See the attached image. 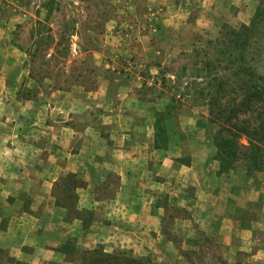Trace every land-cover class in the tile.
Returning a JSON list of instances; mask_svg holds the SVG:
<instances>
[{
  "label": "crops",
  "instance_id": "crops-1",
  "mask_svg": "<svg viewBox=\"0 0 264 264\" xmlns=\"http://www.w3.org/2000/svg\"><path fill=\"white\" fill-rule=\"evenodd\" d=\"M118 1L125 21L136 22H113L110 35L163 37L170 23L209 27L202 20L221 0ZM158 18L165 25L143 24ZM4 65L0 60V264L62 263L71 240L77 250L100 240H130L137 231L142 243L153 234L162 240L165 197L188 211L175 217V230L188 225L193 236L194 223L227 246L231 264H264V180L220 173L219 161L199 151L197 142L190 143L187 161L176 144L165 152L156 141L162 109L137 100L133 89L114 101L111 78L78 107L74 97L43 98L39 91L25 101L8 91L18 77L6 76Z\"/></svg>",
  "mask_w": 264,
  "mask_h": 264
},
{
  "label": "rangeland",
  "instance_id": "rangeland-1",
  "mask_svg": "<svg viewBox=\"0 0 264 264\" xmlns=\"http://www.w3.org/2000/svg\"><path fill=\"white\" fill-rule=\"evenodd\" d=\"M117 1L0 0V60L5 62L1 69L6 76L18 77L15 86L8 91H15L25 101L30 100L35 91L43 98L64 95L72 100L74 97L75 107H78L83 101L91 100L94 91H100L103 80L111 78L114 101L124 91L133 89L137 100L151 102L156 111L162 109L158 145L165 152L176 144L182 151L181 160L187 161L190 143L197 142L199 151L210 152V157L219 161L220 173L234 172L242 178L240 181L252 177L264 180V157L262 163L258 160L260 166L257 167L253 160L242 156L250 144L246 134L237 138L238 144L246 147L238 149L226 145L222 148L226 151L234 148L242 154L240 157L227 158V162L220 159L216 137L220 127L227 124L212 122L207 105L208 82L213 85L219 80H228L235 71L228 52L215 40L229 26L235 27L233 25L241 21L250 24L258 6L263 8L264 0H221L211 16L202 20L209 27L185 25L186 21H182V26L170 23L167 24L170 33L163 37L110 35L107 31L113 22L122 25L136 22L125 21L122 3ZM242 7L247 9L244 14H240ZM196 16L195 10L193 19ZM150 23L154 27L165 25L162 19H149L143 24L147 27ZM184 28H190V36H183ZM119 43L127 47V54L120 52ZM260 48L258 64L264 71V44ZM155 63L161 67L156 68ZM134 79L138 84L125 82ZM103 99L99 94L97 100ZM261 111L264 117V104ZM179 113L182 114L176 118ZM117 181L114 177L113 183ZM69 199L72 202L71 195ZM163 200L166 217L159 234H163L164 239L158 240V235L153 234L145 244L141 242L144 235L136 230L135 239L121 237L114 243L100 240L92 248L78 250L71 240L64 245L68 259L48 264H84L85 253L96 249L98 253L103 250L149 258L153 264H190L189 257L197 259L201 249H206L212 260L209 264H219L218 257L231 264L226 258L227 246L216 237L206 235L196 224L190 225L193 236L187 235L188 225H177L175 230V217L185 218L188 211L170 204L167 197ZM84 214L90 215L89 212Z\"/></svg>",
  "mask_w": 264,
  "mask_h": 264
},
{
  "label": "trees",
  "instance_id": "trees-1",
  "mask_svg": "<svg viewBox=\"0 0 264 264\" xmlns=\"http://www.w3.org/2000/svg\"><path fill=\"white\" fill-rule=\"evenodd\" d=\"M215 41L222 43L221 49L224 48L228 52L235 69L233 73L235 78L227 77L228 80H219L213 85L211 81L208 82L207 105L212 117L211 121L227 124L220 127L216 137L219 157L225 162L228 161L227 158L240 157L242 154H238L234 148L230 151L222 148L226 145L238 149L246 147L237 142L239 136L246 134L250 144L242 156L244 159L253 160L255 166L259 167L258 160L262 163L264 157V117L261 114V106L264 104V71L258 64L262 54L260 46L264 44V4L263 8L261 5L258 6L250 24L243 23L238 28L229 26ZM173 98L176 99L175 96ZM166 109L164 107V110ZM162 114L161 111L158 115L157 144ZM225 162L223 164H226ZM89 253L91 251L85 253L84 264H153L149 258H135L125 253L119 255L103 250L98 253L97 249L90 255ZM200 255L197 259L189 257L190 264H209V260L212 261L206 249H201ZM216 262L228 264L223 257L216 258Z\"/></svg>",
  "mask_w": 264,
  "mask_h": 264
}]
</instances>
